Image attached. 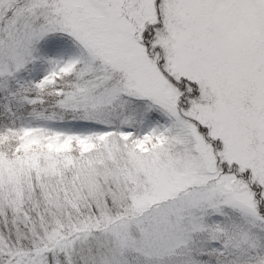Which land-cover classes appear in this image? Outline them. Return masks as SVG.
<instances>
[{
	"label": "snow or ice",
	"instance_id": "snow-or-ice-1",
	"mask_svg": "<svg viewBox=\"0 0 264 264\" xmlns=\"http://www.w3.org/2000/svg\"><path fill=\"white\" fill-rule=\"evenodd\" d=\"M0 264H264V0H0Z\"/></svg>",
	"mask_w": 264,
	"mask_h": 264
}]
</instances>
